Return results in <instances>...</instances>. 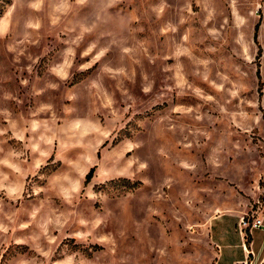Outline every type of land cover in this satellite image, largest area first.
Returning <instances> with one entry per match:
<instances>
[{
	"label": "rangeland",
	"instance_id": "374dc122",
	"mask_svg": "<svg viewBox=\"0 0 264 264\" xmlns=\"http://www.w3.org/2000/svg\"><path fill=\"white\" fill-rule=\"evenodd\" d=\"M0 264H264V0H10Z\"/></svg>",
	"mask_w": 264,
	"mask_h": 264
},
{
	"label": "trees",
	"instance_id": "16d2710c",
	"mask_svg": "<svg viewBox=\"0 0 264 264\" xmlns=\"http://www.w3.org/2000/svg\"><path fill=\"white\" fill-rule=\"evenodd\" d=\"M9 1L10 0H1L0 1V15H1L4 7L9 4ZM93 172H94V168L89 170L88 174L85 177V183H88L91 180V178L93 176Z\"/></svg>",
	"mask_w": 264,
	"mask_h": 264
},
{
	"label": "built area",
	"instance_id": "2783aa9c",
	"mask_svg": "<svg viewBox=\"0 0 264 264\" xmlns=\"http://www.w3.org/2000/svg\"><path fill=\"white\" fill-rule=\"evenodd\" d=\"M240 223H241L244 227L246 226V223H245V221H243V219L241 220ZM260 226H261L260 221H255V223H253V225H252L253 228H259Z\"/></svg>",
	"mask_w": 264,
	"mask_h": 264
},
{
	"label": "crops",
	"instance_id": "0c3cea01",
	"mask_svg": "<svg viewBox=\"0 0 264 264\" xmlns=\"http://www.w3.org/2000/svg\"><path fill=\"white\" fill-rule=\"evenodd\" d=\"M238 263V262H237Z\"/></svg>",
	"mask_w": 264,
	"mask_h": 264
}]
</instances>
